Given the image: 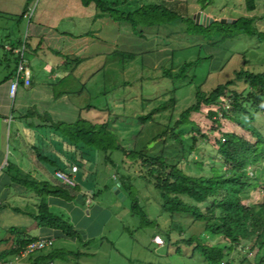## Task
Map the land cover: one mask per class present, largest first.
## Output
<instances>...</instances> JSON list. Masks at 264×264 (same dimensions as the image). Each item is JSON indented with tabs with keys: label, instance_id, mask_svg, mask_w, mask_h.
<instances>
[{
	"label": "rangeland",
	"instance_id": "1",
	"mask_svg": "<svg viewBox=\"0 0 264 264\" xmlns=\"http://www.w3.org/2000/svg\"><path fill=\"white\" fill-rule=\"evenodd\" d=\"M121 1L120 7H125ZM140 1L154 0H130L131 6ZM185 1L192 17L200 11L214 21L195 22L202 26L199 28L183 22L161 27L138 25L137 30L144 37L133 34L129 24L120 23V33L115 36L116 50L134 53V57L108 53V45H103L99 51L83 53L81 63L68 59V71H73L68 75V107H81L80 116L90 122L107 121L115 140L127 149L163 150L171 161L181 159L185 171L194 174L206 171L212 164H222L216 158V124L205 116L198 118L194 112L191 119L207 122L208 127L203 131L209 135L201 136L197 125L181 124L174 134L153 138L168 123L173 125L180 112L194 102L197 86L209 91L216 84L235 78L240 69L264 71V40H259L257 34L237 33L234 28L220 24L224 23L221 18L236 20L247 16L253 18L252 26L263 32L264 0H253V9H249L247 0H208L205 8L201 5L204 0H182ZM47 5L48 0H31L27 16L16 25L18 29L24 31L28 22L46 13ZM92 10L93 6L86 8L79 0L69 1L68 31L77 34L89 28L91 21L87 16ZM9 18L0 19V25L6 27L0 32V43L10 40L7 28L15 22ZM185 62H192L185 77L163 76V69L169 68L175 73ZM173 95L174 107L169 100ZM149 113L144 122L138 120V116ZM75 120L74 111L68 110V123ZM253 124L264 133L262 113H255ZM223 128L235 126L228 122ZM192 135L198 138L194 151L184 153L182 146L192 145ZM73 151L79 161L77 171L81 178L78 180L84 191H72L68 220L82 240L89 241L83 244L78 238L55 236L52 248L83 254L68 256L67 261L55 259L54 264H207L198 253L192 255L193 246L184 242L190 236H210L204 232L202 221L182 212L163 210L159 191L142 176L134 158L117 149L104 152L81 146ZM196 162L203 166L199 167ZM115 185L122 195L112 190ZM261 195V189H252L247 203H257ZM183 199L192 201L186 196ZM51 211L59 215L65 212L58 205H52ZM36 231L29 229L30 234ZM210 240L216 242L222 238L210 236ZM263 242L264 232L258 240L245 243L242 252L253 257ZM4 247L3 241L0 250Z\"/></svg>",
	"mask_w": 264,
	"mask_h": 264
},
{
	"label": "trees",
	"instance_id": "2",
	"mask_svg": "<svg viewBox=\"0 0 264 264\" xmlns=\"http://www.w3.org/2000/svg\"><path fill=\"white\" fill-rule=\"evenodd\" d=\"M120 1L81 0V3L84 6L91 3L95 5L98 12L95 13L94 18L106 15L114 21L127 23L132 33L140 37H144V33L137 30L138 25L161 27L183 22L194 28L202 27L196 24L194 17L188 13L186 1H140L131 6L130 0H123L121 2L125 3V7H120ZM30 2L31 0H27L19 20L28 10ZM247 2L249 9H253V0H247ZM208 4V0L201 2L203 8ZM252 22V17L240 16L234 22L220 24L234 28L237 33L257 34L259 40H264V31H258L252 26ZM112 53L125 58L135 56L134 53L122 50H115ZM70 58L76 62L83 60L80 57L68 55V59ZM191 65L192 62H185L177 72L171 73V69L166 68L162 70V74L180 79L186 76L185 73ZM236 80L240 83H236ZM194 98V102L180 112L174 124L170 126L168 123V126L155 135L153 140L158 136L174 134V130L181 124L197 125V131L201 133V136H207L208 131L203 130L208 127V123H199L198 119H191L194 112L197 113L198 118L205 116L218 126L214 140L217 147L216 158L221 160L222 164L221 166L212 164L201 173H187L181 159L173 162L163 150L149 152L145 147L127 149L115 140L114 132L109 128L107 121L90 122L79 115L73 123L62 126L60 130L73 145V149L81 146H90L104 152L117 149L125 156L134 158L133 161L142 171V176L149 179L159 191L163 210L170 213L189 214L194 220L202 221L204 232L210 236L222 238L221 241L213 242L210 236L187 237L184 242L193 246L192 255L198 253L207 264H262L264 263L262 249L264 242L253 257L242 252L241 247L252 239L258 240L264 232V133L253 124L255 113L260 112L264 115V71L240 69L236 72L235 78L218 83L209 91L201 90L197 86ZM169 100L174 107L176 97L173 95ZM150 115L151 113L140 115L138 120L144 122ZM228 122L234 124L235 128H223V124ZM191 137L192 145L182 146L184 153L186 150L189 153L194 151L198 138L195 135ZM196 163L199 167L203 166L199 162ZM7 172L12 181L24 185L40 197L37 212L34 214L36 226L57 229L66 237L78 238L83 244L89 241L82 240L74 225L62 215L53 213L45 201L48 195L71 200L74 196L72 191L77 193L84 191L83 185H80L78 180V177L81 178L80 172L76 173L78 175L76 186L68 187V190L63 186L52 185L47 181H38L27 176L12 162L8 163ZM252 189H261L262 195L257 203L249 204L247 200ZM183 196L192 201L186 202ZM34 239L36 238L25 235L12 242L7 240L6 247L0 250V262L10 256L19 255ZM251 248L253 247L249 250ZM260 248L263 250L261 254ZM42 251H38L39 255L33 264H45L55 259L67 261L68 256L79 257L83 254L80 251L72 254L70 251L54 248L46 252Z\"/></svg>",
	"mask_w": 264,
	"mask_h": 264
},
{
	"label": "crops",
	"instance_id": "3",
	"mask_svg": "<svg viewBox=\"0 0 264 264\" xmlns=\"http://www.w3.org/2000/svg\"><path fill=\"white\" fill-rule=\"evenodd\" d=\"M69 1L48 0V11L39 14L34 21L28 22L24 31H20L16 25L27 16L25 12L19 20L27 0H0V19L11 17L15 22L7 28L9 42L0 43V243L12 242L25 235L54 241L55 236L62 235L57 229L35 225L34 214L41 199L24 185L12 181L7 165L12 162L23 174L68 190V186L54 176L57 169L68 172L71 165L79 163L74 158L73 147L68 146V139L60 130L68 125V110L74 111L76 119L81 114V107H68V75L73 73L68 71V55L80 57L90 50L93 53L99 51L103 45H108V53L116 50L115 36L120 33V22L106 15L94 18L98 11L91 3L85 6H93L87 16L90 27L74 34L68 31ZM4 29L6 27L0 25V32ZM23 43L30 83L20 81L12 98L9 86L17 56L4 49V45ZM45 201L50 210L52 205L62 207L65 211L62 216L68 219V199L48 195ZM29 229L37 230V233L30 234ZM50 249L52 247L42 252ZM38 255L39 252L10 256L0 264H33ZM50 262L54 264V260L45 264Z\"/></svg>",
	"mask_w": 264,
	"mask_h": 264
},
{
	"label": "built area",
	"instance_id": "4",
	"mask_svg": "<svg viewBox=\"0 0 264 264\" xmlns=\"http://www.w3.org/2000/svg\"><path fill=\"white\" fill-rule=\"evenodd\" d=\"M4 49L12 51L17 56L15 73L9 86V95L13 98L20 81H23L27 85L30 83V69L24 58V43L19 46H11L9 44H5ZM77 170L78 166L76 164H73L70 167V171L65 172L63 170L57 169L54 172V176L61 184L66 185L68 187H74L77 183L75 175ZM53 242L54 241L51 238L39 237L37 239H34L30 241L23 249V251L19 255H16V257L30 255L32 253L48 249L52 247ZM49 264L52 263L50 262Z\"/></svg>",
	"mask_w": 264,
	"mask_h": 264
},
{
	"label": "water",
	"instance_id": "5",
	"mask_svg": "<svg viewBox=\"0 0 264 264\" xmlns=\"http://www.w3.org/2000/svg\"><path fill=\"white\" fill-rule=\"evenodd\" d=\"M194 19H195V22L196 23H199V22L200 23H207V22L214 21V18L208 17V16H206L204 13H202L200 11L196 13ZM220 21L221 22H228L229 23V22H234L235 20L221 18ZM112 190H114L116 193H119L120 195H122V193L119 192V189H118L117 185L113 186L112 187Z\"/></svg>",
	"mask_w": 264,
	"mask_h": 264
}]
</instances>
